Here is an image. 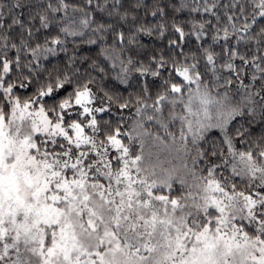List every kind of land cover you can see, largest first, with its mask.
<instances>
[{
	"label": "snow or ice",
	"instance_id": "6c2138e0",
	"mask_svg": "<svg viewBox=\"0 0 264 264\" xmlns=\"http://www.w3.org/2000/svg\"><path fill=\"white\" fill-rule=\"evenodd\" d=\"M0 264H264V0H0Z\"/></svg>",
	"mask_w": 264,
	"mask_h": 264
}]
</instances>
